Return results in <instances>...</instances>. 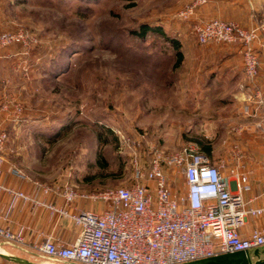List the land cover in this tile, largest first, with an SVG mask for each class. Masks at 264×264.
<instances>
[{
  "label": "rangeland",
  "instance_id": "1",
  "mask_svg": "<svg viewBox=\"0 0 264 264\" xmlns=\"http://www.w3.org/2000/svg\"><path fill=\"white\" fill-rule=\"evenodd\" d=\"M190 1L10 0V28L27 29L38 42L26 55L24 76L7 70L11 92L24 88L13 94L22 113L14 114V102L1 121L8 133L6 157L31 177L69 179L90 193L133 184L136 169L147 167L157 151L177 152L207 133L211 105L199 114L192 94L168 84L180 74L169 39L179 40L184 51L230 43L198 42L195 22L210 19L199 16V7L193 17H182ZM262 22L264 15L254 26ZM143 23L162 32L141 39L132 30ZM259 36L256 50L264 30ZM226 155L239 153L219 151L211 160L217 164ZM167 172L172 187L184 190L183 173L171 167ZM36 260L65 264L44 255Z\"/></svg>",
  "mask_w": 264,
  "mask_h": 264
},
{
  "label": "built area",
  "instance_id": "2",
  "mask_svg": "<svg viewBox=\"0 0 264 264\" xmlns=\"http://www.w3.org/2000/svg\"><path fill=\"white\" fill-rule=\"evenodd\" d=\"M209 1L191 0L181 16L193 17L198 7ZM261 30H264V22L250 28L221 18L194 24L200 44L219 41L240 45L245 74L253 82L261 65L255 47ZM37 42L36 36L27 29H0L1 47L21 45L27 55ZM257 104L258 109L252 114L257 116L261 111L256 127L264 136V97L260 92ZM7 107L8 104L4 109L8 110ZM246 108L251 112L250 107ZM22 111V105L16 102L14 114L20 115ZM7 140V131L0 130V166ZM170 167L183 173L184 190L172 187L167 172ZM223 167L224 164H214L198 142L188 141L177 152L168 154L161 150L153 154L147 167L136 169L135 181L130 185L90 193L77 190L69 182L54 189L42 186L45 194L53 192L62 196L64 204L39 198L0 181V195H10V207L21 199L33 208L49 210L51 215L68 217L80 227L77 239L70 244L57 242L52 237L32 242L25 234L1 223L0 238L30 254L81 264H189L260 249L264 246V225L256 227L250 236H245L241 230L249 215H264V205L248 206L251 200H247L244 193L250 191L252 185L247 172L232 167L229 176H225ZM13 173L26 178L16 168ZM78 199L102 202L107 207L101 211L80 210ZM2 219L8 220V216L0 212V221Z\"/></svg>",
  "mask_w": 264,
  "mask_h": 264
},
{
  "label": "crops",
  "instance_id": "3",
  "mask_svg": "<svg viewBox=\"0 0 264 264\" xmlns=\"http://www.w3.org/2000/svg\"><path fill=\"white\" fill-rule=\"evenodd\" d=\"M10 8H12L10 0H0L1 30H14L9 24L14 21L9 15ZM198 14L202 19L221 18L236 21L243 27L250 28L257 24L261 15H264V0H210L206 5L199 7ZM257 51L260 54L261 65L259 75L253 82L245 74L242 52L236 45L183 50L184 59L180 65L179 79L175 83L179 94L188 96L192 94L195 109L199 114L202 113L200 111L204 105H211L213 114L209 118V130L207 133H201L198 139L210 137L214 153L219 151L239 153L237 157L231 156V158L226 155L217 164H224L225 167L230 168L237 167L249 174L252 189L245 192L244 196L247 200H251L248 203L250 207L264 205V136L256 127L261 111L257 112V116L252 114L258 109L257 93L260 92L264 97V37L262 42L257 43ZM25 68L26 55L21 45L0 46V125L1 121L6 120L4 113L7 110L4 106L8 104L9 110V105H13L14 102L21 103L22 101L14 98L13 94L15 91L22 92L21 89L24 88V86L17 87L14 93L11 92L7 70L20 72L24 76ZM246 107H250L251 112H247ZM197 120L203 122L201 115ZM0 130L6 129L0 126ZM255 153L260 154L255 156ZM3 157L4 161L0 166L1 182L28 194L37 195L39 198L64 204L62 196L53 192L47 195L42 186L54 189L67 182L73 185L69 179L31 177L13 164L6 157L5 152ZM14 168L24 173L26 178L22 179L15 175ZM231 179L232 177L230 181ZM231 188L236 192L233 182ZM10 205V195L2 193L0 212L2 215H7L8 220L2 219L0 223L13 231L25 234L29 241L40 242L52 237L57 242L70 244L80 233V227L68 217L51 215L49 210L33 208L21 199H17L13 207ZM77 205L80 210L94 211H101L107 207L102 202H94L90 199H78ZM261 225H264V215L259 217L249 215L241 231L245 236H250L253 230ZM21 250L30 254L26 250Z\"/></svg>",
  "mask_w": 264,
  "mask_h": 264
},
{
  "label": "water",
  "instance_id": "4",
  "mask_svg": "<svg viewBox=\"0 0 264 264\" xmlns=\"http://www.w3.org/2000/svg\"><path fill=\"white\" fill-rule=\"evenodd\" d=\"M39 256L40 255L37 253L27 254L18 247L11 246L6 242L0 243V258L8 262L14 264H52L49 261L40 262L36 260ZM53 260L62 261L60 259ZM63 262L65 264H81L75 262ZM189 264H264V249L248 250L236 255H226Z\"/></svg>",
  "mask_w": 264,
  "mask_h": 264
},
{
  "label": "trees",
  "instance_id": "5",
  "mask_svg": "<svg viewBox=\"0 0 264 264\" xmlns=\"http://www.w3.org/2000/svg\"><path fill=\"white\" fill-rule=\"evenodd\" d=\"M153 31L162 32V29L160 27H153L148 23H143L140 25L138 29L132 30V33L135 34L137 37L144 39L150 32H153ZM169 41H171L172 45L175 48V52H176L175 54H176L177 59H176V62L173 68L177 69L180 67L184 59V53H183V50L181 49V42L177 39H169ZM49 72L51 73L52 71L50 70ZM54 72H56V69H54ZM171 83H173V86L175 87L176 80H170L168 84H171ZM106 131L111 132L110 130H106ZM195 140L201 145L203 152H205L211 158L214 156L213 147L210 141H208L207 139L201 140L198 138Z\"/></svg>",
  "mask_w": 264,
  "mask_h": 264
}]
</instances>
